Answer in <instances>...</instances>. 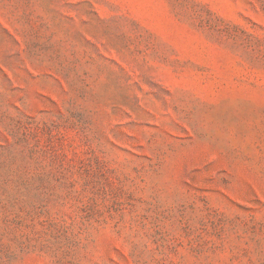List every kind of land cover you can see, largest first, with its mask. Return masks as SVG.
I'll use <instances>...</instances> for the list:
<instances>
[{"label": "rangeland", "instance_id": "rangeland-1", "mask_svg": "<svg viewBox=\"0 0 264 264\" xmlns=\"http://www.w3.org/2000/svg\"><path fill=\"white\" fill-rule=\"evenodd\" d=\"M0 264H264V0H0Z\"/></svg>", "mask_w": 264, "mask_h": 264}]
</instances>
